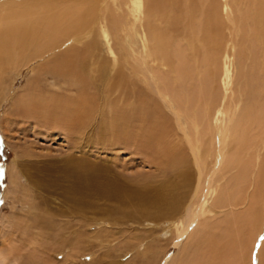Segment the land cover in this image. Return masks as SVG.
I'll list each match as a JSON object with an SVG mask.
<instances>
[{"label":"bare ground","instance_id":"bare-ground-1","mask_svg":"<svg viewBox=\"0 0 264 264\" xmlns=\"http://www.w3.org/2000/svg\"><path fill=\"white\" fill-rule=\"evenodd\" d=\"M26 66L19 119L81 150L132 148L157 170L125 182L86 152L62 158L67 206L55 213L74 219L72 237L42 251L45 261L63 245L81 256L89 232L77 225L89 227L104 200L110 223L171 221L183 246L164 264H241L249 250L253 264L264 231V0H0V83Z\"/></svg>","mask_w":264,"mask_h":264},{"label":"rangeland","instance_id":"rangeland-1","mask_svg":"<svg viewBox=\"0 0 264 264\" xmlns=\"http://www.w3.org/2000/svg\"><path fill=\"white\" fill-rule=\"evenodd\" d=\"M230 30L231 26L226 27L229 35ZM249 63L250 59L246 67ZM30 67L33 66L23 67L19 73L18 71L10 73L0 83V99H2L0 102V264H29L28 260L32 255H37L40 259L32 264L46 262V264H71L68 259L74 257L71 255L72 247L63 245V250L52 251L54 255L49 261H45L46 256L42 252L47 250L48 246L60 247L62 243L60 240L70 241L72 237L71 233H66L65 223L74 219L55 213L59 214V209L67 206L62 201V194H59V192L65 193L66 189L61 159L71 153L81 155L86 152L95 164L103 162L113 166L111 170H114L125 182H128L132 175L135 178L142 175L151 176L155 175L157 170L152 163L146 162L144 158H141L142 155L133 151L132 148L109 147L95 143L91 147L85 145L81 150L72 146L73 141L62 130L48 129L19 119V116L13 114L11 110L15 99L25 90L32 76ZM50 81H47L49 89H53L54 81L53 79ZM97 121L96 128L99 127ZM96 128H94L95 131ZM252 150L251 148L246 150L244 155L254 156L255 150ZM261 153L264 154V148ZM258 168L256 167L257 170ZM168 171L166 170L162 177L169 176ZM250 190L252 191L253 187ZM94 206L97 209L89 215L96 222L92 220L90 224L92 222L94 224L91 226L89 224V227L85 225L83 228L80 227L81 224L77 225L78 233L79 231L89 232L84 242L78 241L79 244H84L80 249L81 256L74 257L79 264H164L165 257L168 255L171 260L168 262L171 263L181 254L183 243L179 246L175 245L173 233L168 232L171 221L139 222L129 219L120 223L119 221L110 223L112 219L105 211L112 208V203L97 200ZM246 207L247 205L243 204L232 209L242 211ZM228 209L232 210L231 207L221 209L222 212L218 211L217 216L219 218L224 216L230 211ZM40 213L46 219L40 220L34 217ZM46 215L57 219L52 221ZM54 223L63 225V229H54ZM259 234L260 237L256 238L261 240L264 237V231ZM248 237L247 235L245 239L250 242ZM260 240L251 250L253 264H261ZM87 242L88 245L91 244L89 248L86 245ZM82 251L85 254H82ZM247 252L250 250L243 252V264H248Z\"/></svg>","mask_w":264,"mask_h":264}]
</instances>
